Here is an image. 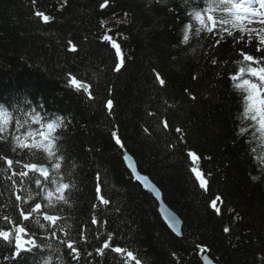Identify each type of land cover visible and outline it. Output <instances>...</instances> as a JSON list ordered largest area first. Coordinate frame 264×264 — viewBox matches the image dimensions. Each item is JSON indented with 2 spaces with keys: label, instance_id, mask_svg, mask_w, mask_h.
I'll return each instance as SVG.
<instances>
[{
  "label": "trees",
  "instance_id": "16d2710c",
  "mask_svg": "<svg viewBox=\"0 0 264 264\" xmlns=\"http://www.w3.org/2000/svg\"><path fill=\"white\" fill-rule=\"evenodd\" d=\"M197 13L209 27L208 15L218 22L230 15L220 0H0V157L19 160L17 172L26 163L49 172L45 181L29 170L21 183L0 159V218L19 219L39 237L19 264H76L65 239L81 246L80 264H135L127 251L141 264H202V250L220 264H264V130L248 119L250 91L231 79L244 49L226 33H208ZM104 35L121 47L119 71L121 57ZM70 76L88 90L73 88ZM123 150L180 218L179 236L131 177ZM61 184L69 187L58 193ZM16 195L25 207L41 203L42 212L23 221ZM44 214L59 219L53 224ZM98 231L113 237L103 256L95 254L103 244ZM117 246L126 251L112 252ZM6 255L0 241V261Z\"/></svg>",
  "mask_w": 264,
  "mask_h": 264
},
{
  "label": "snow or ice",
  "instance_id": "6c2138e0",
  "mask_svg": "<svg viewBox=\"0 0 264 264\" xmlns=\"http://www.w3.org/2000/svg\"><path fill=\"white\" fill-rule=\"evenodd\" d=\"M221 10L225 13L230 14L228 17H221L219 22L216 18L212 15L207 16V21L211 22V27H209L203 17L199 13L196 14L197 19L199 20L200 24L207 28L208 33H226L227 37H231L233 41L237 43L239 47H242L244 50L240 51L238 63L241 65L239 68L240 73L251 72L252 76L259 77L261 83L253 82L249 79L242 80V86L245 87L247 90L250 91L251 96L249 99L252 101L251 107L249 109L250 116L248 119L250 122H255V125H258L260 129L264 130V29H254V28H247L244 26L245 21L248 24L253 23L251 19H248V16L258 18V22L264 24V0H240V3H236L235 0H220ZM214 8H210L209 11H214ZM37 16L41 17L45 23L50 20V17L45 15L43 12H37ZM217 23H219V28H217ZM233 29H239V32L236 36L233 35ZM199 31V30H197ZM183 39L185 41L188 40V36L184 35ZM224 39L223 35H220L219 39L215 40L216 45H220L221 41ZM103 40L105 42H110L111 47L116 50L117 56L121 57L120 63L115 65L116 71H119L123 66V57L121 56V47L115 41V39L110 35H104ZM255 40L258 43H255L251 48L245 47V44L242 42L252 41ZM72 51H76L75 46H73ZM213 64H216L217 61L215 59L212 60ZM252 65H257V67H253ZM233 80L237 79L236 76L232 77ZM70 85L77 89L87 91V86L80 82L75 76H70ZM156 80L159 82L161 86L165 85V80L161 77L160 74L156 75ZM107 108L113 109V101L111 99L107 100ZM7 123V121H4ZM169 125L167 122L164 123V127L167 128ZM53 124H48L47 129L51 132L54 129ZM4 131L3 127H0V133ZM246 129H242V133H244ZM176 132H181L180 128L176 129ZM40 136L44 137L45 140L48 139L45 132H40ZM112 136L115 139V143L120 146L121 148L124 147L122 144L121 139L117 135L116 132L112 133ZM20 148H29V145L26 143H22L19 145ZM193 159H196V153L190 152L188 154ZM5 164L7 165L8 170L11 171L13 177H20L21 183H23V178L29 176V170L32 172H38L40 176L47 181L49 178V172L44 167H37L34 163H26L23 164L22 169L17 172L15 170V166L20 164L19 160L14 161L13 159L8 158L7 156L0 157ZM128 159V157H125ZM131 163V162H130ZM55 169H60V163H55ZM196 173V177L200 180V186L203 187L205 184V179L202 177L201 172L198 171L196 168L192 169ZM133 171H135V167L133 166ZM138 179L143 180L146 186H150L148 184V178L146 176H139ZM15 183V181H13ZM35 184L38 187H43L41 179H36ZM69 186L68 184H61L56 191L58 193H62L64 189H67ZM99 191V188H97ZM153 191L156 192V195H159V192L153 188ZM53 195L52 192H48L47 196L50 198ZM59 199H63V195L58 197ZM15 201L21 202V206L19 207L18 216L23 218V221H29L30 217L34 214H39L42 212V205L39 202L33 201V205H27V201L23 199L22 196L16 195ZM104 204H108V200H102ZM215 207V204H213ZM4 225L0 226V241L6 244L10 255L3 256V260L0 261V264H19V260L23 258L24 254L31 252L33 249L38 248L39 244L37 240L39 237H35V234H29L26 231V226H22L19 222V219L14 223L7 215H4L2 218ZM43 219L45 221L52 222L55 224L59 217L55 215H43ZM98 223L95 217L91 220V225H96ZM12 224L13 227L7 229V225ZM51 231L53 237L56 236L55 231ZM223 231L228 233L230 231L229 228H224ZM27 237V239H25ZM97 238L103 239L102 234L98 231ZM81 239H84L81 236ZM113 241V237L111 234H108L106 239H103V244L101 246H97L95 248L96 256H103L105 254V250L110 249V242ZM61 245H66V249L69 252V255L73 257L76 261V264H80L81 261V246L78 244L77 241H73L71 239H65L60 241ZM51 247V245H49ZM111 251L114 253H124L126 250L122 247H114L111 248ZM127 258L131 261H134L135 264H141L140 259L137 258L136 255L133 254L132 251L126 252ZM88 257L95 258L92 252L87 253ZM87 264V261H85Z\"/></svg>",
  "mask_w": 264,
  "mask_h": 264
},
{
  "label": "water",
  "instance_id": "95a60500",
  "mask_svg": "<svg viewBox=\"0 0 264 264\" xmlns=\"http://www.w3.org/2000/svg\"><path fill=\"white\" fill-rule=\"evenodd\" d=\"M125 157H128V159H125ZM123 161L127 167V169L130 171L132 176L135 178V180L140 183V185L145 189L146 191L150 192L155 199L157 206H158V212L162 218V220L165 222L167 227L170 229V231L175 234L176 236L180 235V229H181V221L176 216L175 213H173L162 201L161 191L149 180L148 178V184L150 186H146L145 182L143 180L138 179L139 176H143L137 172L136 165L132 159L131 156H129L126 152L123 153ZM131 162V163H130ZM133 166L135 167V171H133ZM153 188L156 189V191L159 192V195H156V192L153 191ZM200 260L202 264H217L213 262L205 252H202L200 254Z\"/></svg>",
  "mask_w": 264,
  "mask_h": 264
},
{
  "label": "rangeland",
  "instance_id": "374dc122",
  "mask_svg": "<svg viewBox=\"0 0 264 264\" xmlns=\"http://www.w3.org/2000/svg\"><path fill=\"white\" fill-rule=\"evenodd\" d=\"M250 16V15H249ZM248 16V19H251L252 21H253V23H251V24H254V25H256V27L255 28H259V29H264V24H261V23H259L258 22V18H255V17H249ZM254 27V26H253ZM262 98H264V97H262Z\"/></svg>",
  "mask_w": 264,
  "mask_h": 264
}]
</instances>
